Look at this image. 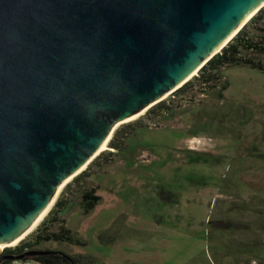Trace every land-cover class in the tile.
I'll return each mask as SVG.
<instances>
[{
	"label": "water",
	"instance_id": "95a60500",
	"mask_svg": "<svg viewBox=\"0 0 264 264\" xmlns=\"http://www.w3.org/2000/svg\"><path fill=\"white\" fill-rule=\"evenodd\" d=\"M263 1L0 0V247L117 121L197 75ZM53 252H3L0 264Z\"/></svg>",
	"mask_w": 264,
	"mask_h": 264
},
{
	"label": "rangeland",
	"instance_id": "374dc122",
	"mask_svg": "<svg viewBox=\"0 0 264 264\" xmlns=\"http://www.w3.org/2000/svg\"><path fill=\"white\" fill-rule=\"evenodd\" d=\"M220 71L214 87H188L169 110L147 115L152 105L116 126L90 176L67 186L72 177L49 209L63 194L60 220L84 244L37 249L90 255L95 264H264V72ZM85 185L100 196L87 213Z\"/></svg>",
	"mask_w": 264,
	"mask_h": 264
},
{
	"label": "trees",
	"instance_id": "16d2710c",
	"mask_svg": "<svg viewBox=\"0 0 264 264\" xmlns=\"http://www.w3.org/2000/svg\"><path fill=\"white\" fill-rule=\"evenodd\" d=\"M264 54V6L243 26V28L222 48L220 52L214 55L201 69L197 75L193 76L188 82L178 88L172 93L166 100H162L156 103L150 108L146 114L150 115L160 113L169 110L167 102L174 96L184 91L188 87H200L201 89L214 87L215 83L220 78V70L223 67H243L247 66L252 69H256L264 72V64L259 59ZM228 86L225 83L221 86L224 91ZM206 91V90H201ZM220 97L223 96L222 91ZM135 121V123H137ZM118 137V132L114 134L109 142L110 147L116 149L115 143ZM103 153L99 154L96 158H99ZM92 163V162H91ZM89 166L80 172L73 180L67 184H79L84 178L89 177ZM66 191H63V193ZM80 203L85 213L93 209L100 200V196L96 193V188L90 186H84L79 191ZM70 201V200H69ZM68 199L64 198L63 194L57 199L54 207L49 211L48 217L43 220L41 225L31 234L28 238L23 239L13 248H5L7 253H20L30 249H37L43 242L56 241L67 242L76 245H83V241L77 236H73L70 229L66 228L60 220V213L67 204ZM264 214V209L261 210ZM238 226L237 223H228L229 228ZM107 231H104L99 236L101 239ZM112 237L108 242H112ZM51 250V249H49ZM56 252L46 255L35 256L32 259L40 262L41 264H95L96 258L90 255L83 254H68L61 250H54ZM6 262V261H4ZM2 262V263H4Z\"/></svg>",
	"mask_w": 264,
	"mask_h": 264
},
{
	"label": "bare ground",
	"instance_id": "6f19581e",
	"mask_svg": "<svg viewBox=\"0 0 264 264\" xmlns=\"http://www.w3.org/2000/svg\"><path fill=\"white\" fill-rule=\"evenodd\" d=\"M264 3V1L254 10V11H252L250 14H249V16L240 24V26L252 15V14H254L255 12H256V10L262 5ZM239 26V27H240ZM238 27V28H239ZM237 28V29H238ZM236 29V30H237ZM235 30V31H236ZM234 31V32H235ZM233 32V33H234ZM232 33V34H233ZM231 34V35H232ZM230 35V36H231ZM229 36V37H230ZM228 37V38H229ZM227 38V39H228ZM226 39V40H227ZM225 40V41H226ZM224 41V42H225ZM224 42L222 43V44H224ZM197 69V68H196ZM196 69L191 73V75L192 74H194V72L196 71ZM180 84H182V82L181 83H179V85ZM179 85H177V86H179ZM165 96H167V95H165ZM162 98H165V97H162ZM148 108V107H147ZM146 110V108L145 109H143V110H141L140 112H138V113H136V114H134V115H132V116H130V117H128V118H126V119H123V120H121V121H117L115 124H114V126L112 127V131H111V133L109 134V136L105 139V141L101 144V146L99 147V149L96 151V153L93 155V156H96L97 154H99L100 152H102L103 150H105L106 148H107V142H108V140H109V138H110V136L112 135V132H113V130L115 129V127L116 126H118L119 124H121V123H123V122H126V121H129V120H132V119H134V118H136V117H138L139 115H141L144 111ZM87 165L85 164V165H83L82 167H80L78 170H77V172H75L73 175H71V176H69L68 178H66L62 183H61V185L57 188V191H56V193L54 194V196L52 197V199L49 201V203L47 204V206L40 212V214L37 216V218L31 223V225L27 228V229H25L17 238H15L14 240H12L11 242H9V243H7V244H4V245H2L1 247H0V252L4 249V248H6L7 246H14V245H16L19 241H21L23 238H25L34 228H35V226H37V224L42 220V218L47 214V212L49 211V209H50V207L52 206V204L54 203V201H55V199H56V197H57V195L59 194V192H60V190L63 188V186L75 175V174H77L78 172H80L81 170H83L85 167H86Z\"/></svg>",
	"mask_w": 264,
	"mask_h": 264
},
{
	"label": "built area",
	"instance_id": "2783aa9c",
	"mask_svg": "<svg viewBox=\"0 0 264 264\" xmlns=\"http://www.w3.org/2000/svg\"><path fill=\"white\" fill-rule=\"evenodd\" d=\"M1 264H41L40 262L34 260V259H14V260H8Z\"/></svg>",
	"mask_w": 264,
	"mask_h": 264
},
{
	"label": "flooded vegetation",
	"instance_id": "af4514ba",
	"mask_svg": "<svg viewBox=\"0 0 264 264\" xmlns=\"http://www.w3.org/2000/svg\"><path fill=\"white\" fill-rule=\"evenodd\" d=\"M5 253H7V252H5Z\"/></svg>",
	"mask_w": 264,
	"mask_h": 264
}]
</instances>
